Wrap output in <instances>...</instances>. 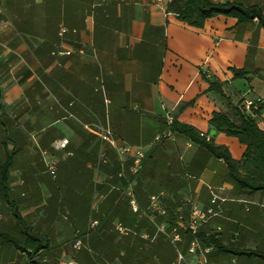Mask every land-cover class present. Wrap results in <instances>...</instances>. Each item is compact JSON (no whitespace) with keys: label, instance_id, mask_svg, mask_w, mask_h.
<instances>
[{"label":"crops","instance_id":"1","mask_svg":"<svg viewBox=\"0 0 264 264\" xmlns=\"http://www.w3.org/2000/svg\"><path fill=\"white\" fill-rule=\"evenodd\" d=\"M209 1L256 7L264 17V0ZM167 4L0 0V164H11L8 200L0 197V264H172L175 249L162 235H142L186 220L192 204L207 208L213 193L225 201L199 234L215 236L224 250L209 245L208 264H264L247 255H264V192H238L223 161L184 136L165 135L171 116L242 158L245 147L209 124L229 109L200 73L221 83L232 105L264 103V28L217 16L195 29L168 14ZM230 69L248 75L234 79ZM95 127L130 152L119 156L90 133ZM258 127L264 132V109ZM63 140L66 148L55 150ZM137 152L144 158L133 173ZM48 163L56 164L55 178ZM151 197L164 215H151ZM188 248L186 236L179 249L193 264Z\"/></svg>","mask_w":264,"mask_h":264},{"label":"trees","instance_id":"2","mask_svg":"<svg viewBox=\"0 0 264 264\" xmlns=\"http://www.w3.org/2000/svg\"><path fill=\"white\" fill-rule=\"evenodd\" d=\"M166 12L195 29H201L207 20L217 16L234 18L240 25L257 20L258 24L264 28V17L259 8L245 7L238 3L216 4L209 0H170ZM230 71L234 79H244L248 75L243 70L230 69ZM200 74L208 83L209 91L225 100L229 109L227 112L215 113L209 124L217 133L235 138L245 147L242 158L239 161L233 160L226 148L214 145L210 140H206V136L192 127L175 120L167 125V131L184 136L215 159L223 161L227 169V178L238 192H264V132L258 127V119L264 109V103H256L249 111L243 107L244 99H240L237 105H232L225 97L221 83L209 80L202 72ZM10 166L9 160L0 164V197L3 200H8L9 196L7 182ZM117 171H121L120 166H117ZM198 239L204 245H210L216 250H224L215 236L198 234ZM40 249L39 247L35 251ZM247 255L264 259V255L256 252L247 253Z\"/></svg>","mask_w":264,"mask_h":264},{"label":"built area","instance_id":"3","mask_svg":"<svg viewBox=\"0 0 264 264\" xmlns=\"http://www.w3.org/2000/svg\"><path fill=\"white\" fill-rule=\"evenodd\" d=\"M170 0H166V3H168ZM75 32V31H73ZM67 33L66 28L61 27L59 31V36L63 37V35ZM53 56L55 55H61V56H68L70 55V52H53ZM108 101H106V104ZM256 103H262L260 99L258 100H252V99H246L244 100L243 107L249 111L251 107H254ZM173 119L171 116L166 117V124L170 125L172 123ZM90 133L96 135L99 137V139L108 144L110 147L114 148L115 151L118 153L119 156H122L124 154H127L130 152L129 147H118L116 144V140L112 134V132L105 127H95L94 129L90 130ZM170 133L168 132L165 134L168 136ZM162 137H157L156 142L160 141ZM208 139V137H206ZM68 142L67 140H63L60 142H56L54 144V149L64 150L67 146ZM144 158V155L141 152H137L134 160H133V173H137V171L141 167V162ZM121 171L119 172V177L123 176V165L120 166ZM47 170L48 173L51 175L52 178H55L56 176V164L54 163H48L47 164ZM126 197L128 200V205L133 213H139V207L136 201V198L132 192L131 189H127ZM220 200L221 202H224V199H220L216 194L211 195L210 199V205L207 208H202L196 204H192L190 206L189 210V216L186 220L179 219L174 225L169 226L168 228H157L156 232L153 236L149 234H143L142 239L146 241H153L154 238L157 236V234L162 235L163 238L168 241L175 249L176 257L172 264H191L187 259L186 256L183 254V252L179 249V246L182 245L185 241V237H189V248H188V255L195 259V262L193 264H208L207 262V254L211 251V247L209 245H204L200 242L198 239L199 229L201 226L206 224L209 220L214 218L218 215V212L215 211L214 206L216 205L217 201ZM149 212L151 215L153 214H159L164 215L165 210L161 206L159 202V198L157 197H151L149 202ZM96 223H92L91 226H95ZM117 230L120 234L128 235L130 232L128 230H125L124 228L118 226ZM82 244L80 241H76L73 245V248L75 250H79L81 248Z\"/></svg>","mask_w":264,"mask_h":264},{"label":"rangeland","instance_id":"4","mask_svg":"<svg viewBox=\"0 0 264 264\" xmlns=\"http://www.w3.org/2000/svg\"><path fill=\"white\" fill-rule=\"evenodd\" d=\"M140 170V169H139ZM138 170V171H139ZM49 176V175H48ZM50 178H51V176H50ZM92 203H93V205H95L96 203H97V197H95L94 199H92ZM82 206H80V208H81ZM82 208H84V207H82Z\"/></svg>","mask_w":264,"mask_h":264},{"label":"water","instance_id":"5","mask_svg":"<svg viewBox=\"0 0 264 264\" xmlns=\"http://www.w3.org/2000/svg\"><path fill=\"white\" fill-rule=\"evenodd\" d=\"M212 135H214V132H212Z\"/></svg>","mask_w":264,"mask_h":264}]
</instances>
